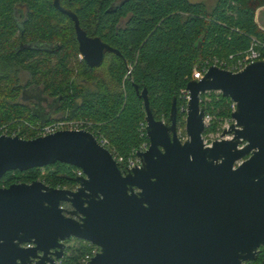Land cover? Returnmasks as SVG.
<instances>
[{
	"label": "water",
	"instance_id": "1",
	"mask_svg": "<svg viewBox=\"0 0 264 264\" xmlns=\"http://www.w3.org/2000/svg\"><path fill=\"white\" fill-rule=\"evenodd\" d=\"M59 1L53 0V7L73 22L86 66L100 67L106 53L119 55L99 38L87 36L76 15ZM135 89L143 102L149 147L137 153L140 166L127 172L87 131L0 137V179L10 171L55 163L82 173L74 191L41 181L0 188V264H56L69 239L98 249L86 264L257 260L264 247V60L235 74L210 66L199 81L186 84L184 142L176 135V100L166 124L152 115L146 89ZM207 92L235 103L234 123L222 133L231 139L210 146L202 141L205 109L200 96Z\"/></svg>",
	"mask_w": 264,
	"mask_h": 264
},
{
	"label": "trees",
	"instance_id": "2",
	"mask_svg": "<svg viewBox=\"0 0 264 264\" xmlns=\"http://www.w3.org/2000/svg\"><path fill=\"white\" fill-rule=\"evenodd\" d=\"M59 2L76 15L87 36L99 38L119 55L106 53L100 67L89 68L78 61L73 22L53 7V0H0V126L16 130L19 125V137L24 139L34 133L20 125L22 121L37 126L83 119L93 123L117 155L127 158L147 141L138 131L145 112L135 87L139 92L146 89L152 115L166 124L175 99L176 127H184L180 91L193 79L194 66L237 56L251 39L263 45L264 53V30L256 21L264 0H217L211 9L189 0ZM22 71L29 76L24 86L19 85ZM30 86L52 101L50 116L40 117L31 104L21 103L22 92ZM200 98L210 117L207 136L230 119L232 102L215 92ZM77 172L63 163L10 171L0 179V188L41 181L74 191ZM77 242V247H67L60 264H81L93 248ZM255 264H264V248Z\"/></svg>",
	"mask_w": 264,
	"mask_h": 264
},
{
	"label": "built area",
	"instance_id": "3",
	"mask_svg": "<svg viewBox=\"0 0 264 264\" xmlns=\"http://www.w3.org/2000/svg\"><path fill=\"white\" fill-rule=\"evenodd\" d=\"M263 45L257 41L256 39H251V43L249 47L242 53H239L237 56L230 55L227 59H209L204 60L198 63V65L194 66L192 70V80L199 81L207 72L208 68L210 66H216L221 70L230 72V73H238L242 71L248 64L253 63L255 61H261L264 60V53L260 51V48H262ZM79 59L82 60L81 55H78ZM129 73V72H128ZM218 93V92H215ZM180 98L184 101V104L180 107V112L184 113V122L186 118V108H187V101L189 100V93L186 89H183L180 91ZM232 102V101H231ZM201 104V103H200ZM231 111L233 112L235 110V103L232 102L230 106ZM163 122V121H162ZM228 124H233L234 121L230 117L227 121L224 122ZM20 125H25L28 129L32 130L34 133V137H41V136H47L50 134H53L58 131L68 130V131H87L93 135L95 140L98 142V144L106 149L112 156V159L117 163L120 170L122 169L124 172H127L130 169L136 168L140 166L141 160L137 156V153H143L147 151L149 147V141L146 137V129H145V122L144 124H141L140 128L138 129L141 136H145L147 141H142L138 148L133 149L130 153V155L127 158H123L122 156H119L115 153L114 149L111 147L109 141L104 138L99 131L93 128V123L87 120L83 119H75V120H65V119H58L52 123L46 124V125H37L33 126L27 122H21ZM210 124V117L206 116L204 117V128H208ZM9 125H2L0 126V137L1 136H10L15 137L20 135L19 125L16 130H10ZM230 127V126H229ZM228 129V128H227ZM178 130L179 127H176V135L178 136ZM205 132V131H204ZM204 134V133H203ZM212 134V133H211ZM24 139L23 137H19ZM231 139V135L222 137V139ZM205 145V144H204ZM207 146V145H205ZM210 146V145H209ZM239 149L242 148V146L238 147ZM243 160H240L236 162V166L242 163ZM235 166V167H236ZM82 173L78 170L77 176H81ZM65 205L61 204L60 208L66 209L64 207ZM26 247H29V245H26ZM94 256V253H89L84 256V258L81 261V264H86L92 257ZM56 264H60L59 261H55Z\"/></svg>",
	"mask_w": 264,
	"mask_h": 264
},
{
	"label": "rangeland",
	"instance_id": "4",
	"mask_svg": "<svg viewBox=\"0 0 264 264\" xmlns=\"http://www.w3.org/2000/svg\"><path fill=\"white\" fill-rule=\"evenodd\" d=\"M189 1H191V2H202L207 7V9H211L214 6V4H215V2L217 0H189ZM256 21H257L258 25L261 27V29L264 30V8L259 9L257 11ZM77 58H78V61H81L79 59V56ZM28 79H29V76H28V74L26 72H23L22 71V72L19 73V85L20 86H24L26 84V82H27ZM24 96H25L24 99H30V98H32V99H35L37 102H41V100L39 99V97L37 98L36 96L35 97L34 96H31L30 93H28V94L25 93ZM21 103L33 105V102L31 100H28V101L26 100L25 101V100H22L21 99ZM47 104L48 103H46V102H44V103L41 102V103H39L40 106L37 109V112L41 116H43V117H45L51 111L50 109H52V107H51L52 105L49 104L48 107H47ZM229 126H230V124L225 123V124H223L220 127L221 129L218 130L216 133L208 134L207 136L203 134L202 135V141H203V143L205 145L209 146L214 141L222 140V133H223L224 130H226L227 128H229ZM177 137H178V139L181 142H184V141L187 140V136L185 134V125H184V127H179L178 136ZM226 139H228V138H226ZM235 166H236V164H235ZM64 207L67 208L68 210H71V208H70L69 205H66ZM83 243L84 244H87L89 246H92V245L88 244L87 242H83ZM64 244L66 246V249H67V247H77L78 246V242H77L76 239H69ZM66 249H65V252H66ZM97 252H98V249L96 247H94V246L90 250V253H94L95 254ZM69 253H70V251L67 252V255L68 256H69ZM65 254L66 253H64V256H65Z\"/></svg>",
	"mask_w": 264,
	"mask_h": 264
},
{
	"label": "flooded vegetation",
	"instance_id": "5",
	"mask_svg": "<svg viewBox=\"0 0 264 264\" xmlns=\"http://www.w3.org/2000/svg\"><path fill=\"white\" fill-rule=\"evenodd\" d=\"M21 11H23V9H20ZM20 21V24H21V19L19 20ZM27 48H29V46L27 47ZM29 90V91H28ZM24 92H26V94H28V93H30V95L31 96H36L37 98L39 97V99L41 100V102L42 103H44V102H46V103H48L47 104V107H48V105L49 104H51L52 106V109H50L51 111H53V109H54V105H53V103H52V101L50 100V99H48V98H46V97H44L42 94H38V90L35 88V87H33V86H30V88H28V89H26ZM24 92H22V96H21V98L20 99H22V100H31L32 102H33V104H35L36 105V107L35 106H32V105H30V107H32V109L34 110L35 109V112L40 116V117H43V116H41L38 112H37V109H38V107L40 106L39 105V103H41V102H37L35 99H32V98H30V99H24L25 98V96H24ZM35 92V93H34ZM63 205H67V204H63ZM65 210H68L67 208L65 209ZM67 241V240H66ZM66 241L64 242V243H66ZM64 246H65V244H64ZM25 247H26V245H25ZM262 248H264V247H260L259 248V252H260V250L262 249ZM65 249H66V246H65ZM65 249H64V253H65ZM259 255V254H258ZM63 257H64V254H63ZM258 257V256H257ZM256 262V261H255ZM255 262H248V263H246V264H255Z\"/></svg>",
	"mask_w": 264,
	"mask_h": 264
},
{
	"label": "crops",
	"instance_id": "6",
	"mask_svg": "<svg viewBox=\"0 0 264 264\" xmlns=\"http://www.w3.org/2000/svg\"><path fill=\"white\" fill-rule=\"evenodd\" d=\"M52 112H53V111H50V112H49L47 115H49V116H50Z\"/></svg>",
	"mask_w": 264,
	"mask_h": 264
}]
</instances>
